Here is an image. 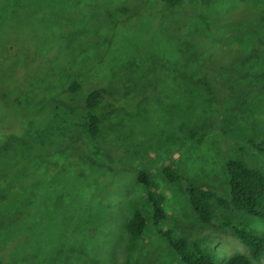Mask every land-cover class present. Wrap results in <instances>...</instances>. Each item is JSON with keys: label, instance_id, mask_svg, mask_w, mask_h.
I'll list each match as a JSON object with an SVG mask.
<instances>
[{"label": "rangeland", "instance_id": "rangeland-1", "mask_svg": "<svg viewBox=\"0 0 264 264\" xmlns=\"http://www.w3.org/2000/svg\"><path fill=\"white\" fill-rule=\"evenodd\" d=\"M70 81L82 91L62 95ZM263 142L264 0H0V264H183L166 231L218 264L246 255L222 224L264 221L212 201L203 225L186 186L227 197L225 162L264 174ZM137 210L149 223L130 237Z\"/></svg>", "mask_w": 264, "mask_h": 264}, {"label": "trees", "instance_id": "trees-1", "mask_svg": "<svg viewBox=\"0 0 264 264\" xmlns=\"http://www.w3.org/2000/svg\"><path fill=\"white\" fill-rule=\"evenodd\" d=\"M167 7H174L182 0H164ZM68 86L63 89L62 95H76L82 91V86L78 81H70ZM66 84V85H67ZM108 92L104 88H97L89 91L85 97L83 107L85 111L84 126L87 132L97 137L99 134L100 118L95 111L106 99ZM55 97L51 106H63L71 113L76 114L80 110V102L77 100L74 104ZM45 109L41 111L44 113ZM260 151L264 152V142L257 145ZM225 172L228 177L229 195L221 197L205 188L194 184L186 186V192L189 197V203L193 212L197 215L203 225H212L214 220V211L212 201H215L221 209L244 211L252 217L264 221V174L254 168L248 167L241 161L228 159L225 162ZM166 176L173 182L182 181V177L175 174L170 168L166 171ZM139 184L149 186V177L145 172H140L137 178ZM165 212L157 205L153 206L152 220L155 225L165 219ZM146 217L141 210H137L131 218L127 232L130 237L140 236L148 224ZM224 229L231 233L246 247V255H234L228 258L223 264H261L264 261V235H256L243 227L232 226L231 224H222ZM170 247L176 252L183 264H218L216 257L209 253L207 249L200 244H190L185 239H176L171 232L163 233Z\"/></svg>", "mask_w": 264, "mask_h": 264}]
</instances>
